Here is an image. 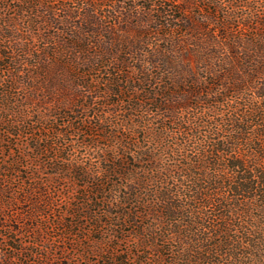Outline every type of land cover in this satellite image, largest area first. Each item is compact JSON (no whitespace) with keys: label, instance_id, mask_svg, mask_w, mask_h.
Returning <instances> with one entry per match:
<instances>
[{"label":"trees","instance_id":"trees-1","mask_svg":"<svg viewBox=\"0 0 264 264\" xmlns=\"http://www.w3.org/2000/svg\"><path fill=\"white\" fill-rule=\"evenodd\" d=\"M144 1L83 0L80 8L64 6L66 17L60 19L48 7L39 13L46 3L13 0L19 3L14 10L17 13L12 20L1 23L0 41H13L14 50H21L25 58H12L21 64L34 57L29 46L36 41L53 45L52 50H40L35 56L45 60L46 66L40 67L45 73L50 69L51 55L84 60L87 68H98V73L105 70L108 76H112V68L119 75L120 67H129L133 60L137 63L136 67H129L131 72L124 77L109 80V94L118 98L111 105L116 108L114 114L123 113L126 120L120 119L121 124L112 121L110 126L117 131L102 137L114 143L101 158L102 166L96 172L88 167L85 177L74 173L91 180L93 191L82 186L86 192L84 202L76 212H65L82 221L85 204L96 207V217L108 218L101 221L103 226L121 231L126 237L132 235L125 234L123 225L132 226L141 218L150 220L133 237L142 242L143 253L148 254L147 250L153 247L159 250L165 259L162 264H242L247 259L264 264V0H210L205 7L211 10L207 17L190 11L197 1L206 0ZM0 5L5 11L10 9L8 0H0ZM240 8L246 14L239 15ZM76 19L81 21L79 25L71 23ZM110 21L126 27L119 30L106 25ZM216 24L219 27L212 30ZM46 25L65 26L71 34L70 42L65 43L60 37L65 31L58 36L57 32L44 36ZM101 32L108 33L110 40L98 41ZM94 47L100 49V54L83 59L82 55ZM74 65L69 67L76 72ZM61 71L70 74L68 66ZM79 87L88 93L93 91L89 83ZM149 87L153 89L148 90ZM253 90L258 94L250 98L247 93ZM238 99L245 103L242 109L235 104ZM216 105L228 106V112L222 113L227 135L208 141L210 134L220 136L222 130L220 125L211 123L215 117L209 113L217 112ZM80 106L90 108L89 104ZM144 106H154L156 110L139 113ZM50 112L55 120L69 115L60 105H53ZM144 116L170 119L174 125L184 126V142L177 139L175 147H167L165 142L173 137V131L164 124V132H156L144 123H135V118ZM13 126L18 129L14 134L18 136L32 128L24 120ZM132 128L152 140L154 149L122 133L131 132ZM80 130L90 137L94 135L83 127ZM7 133L13 135L10 130ZM189 146L194 155L186 154ZM244 147L248 148L246 154ZM159 148L174 150L178 164L162 167L158 163L161 158L155 155ZM14 163L20 164L19 160ZM32 190V195L37 196V188ZM24 197L27 199L28 195ZM63 214L57 219H65ZM62 228L67 230L65 225ZM122 256L130 258L128 251H123ZM210 257L216 260L206 262ZM109 260L108 264L134 263L131 258Z\"/></svg>","mask_w":264,"mask_h":264},{"label":"rangeland","instance_id":"rangeland-1","mask_svg":"<svg viewBox=\"0 0 264 264\" xmlns=\"http://www.w3.org/2000/svg\"><path fill=\"white\" fill-rule=\"evenodd\" d=\"M82 1L35 0V3H46L44 9H39L40 14L45 12L44 10L48 7L52 9L50 13L54 11L60 19H64L66 17V12L63 10L64 6L80 8ZM140 1V3H145L144 0ZM209 1H197L190 11L207 17L211 11L205 8L209 5ZM211 1L220 3L222 0ZM8 5L10 9L6 11L3 9V5H0V33L3 28L1 23L4 20H12V17L17 13L14 11L15 7L19 3L8 0ZM246 12L242 8L238 10L239 15L246 14ZM1 13L3 14L1 15ZM80 22L78 19L71 21L75 25H79ZM111 24L119 30H121L119 27H126V25L120 26L111 23V21L106 25L111 26ZM218 27L217 24L216 26L213 25L212 30H216ZM46 28L47 30L43 33L44 36L53 32H57L58 36L59 32L65 31L66 33L60 37L65 40V43L70 42L71 34L65 26L46 25ZM0 37L2 38L1 34ZM109 37L108 33L101 32L98 41H108ZM34 45L29 46L34 57L26 58L27 61L21 64V61L12 58L14 55L21 57V59L25 58L21 50H14L13 41H0V53L2 54V56L0 55V119L5 121V123L0 124V264H108L107 262H110L109 258L111 257L125 261L131 258L133 261L130 260V262H134L132 264H143L142 261L146 256V264H162L165 259L162 258L159 250L153 247L152 250H147L148 254L146 251L143 253L142 242L135 239L137 236L133 237L136 230L140 229L143 224L145 226L150 223V220L141 218L138 219V223L132 226L123 225V229L126 230L125 234L127 236L132 235L126 237L121 231L114 232L112 227L103 226L101 221H108V218L105 216L96 217L93 211L97 208L91 207V205L85 204L86 208L83 212L85 219L82 221L68 215V213L76 212L78 205L80 206L81 202H84L83 195L86 192L82 186L85 185L90 193L93 191L92 181L86 180L84 177L88 167L96 172L102 166L101 158L104 154H108L110 151L108 149L114 145L113 141H106L102 138L105 135H110L112 131H117V129L111 128L110 123L112 121L119 122L120 119L126 120L123 118L125 114H114L116 108L111 105L118 98L109 94L112 89L109 80L116 79L121 75L124 77L126 73L131 72L129 67L134 68L137 63L132 59L133 62L129 67H120L122 73L116 75L114 68H112L110 70L112 76H108L105 74V70L98 73V68H87V63L84 60L77 61L74 58L64 57V54L51 55L50 69H47L45 73L40 68L46 66L45 60L40 61L35 56L40 50L43 53L52 50L53 45L42 40L36 41ZM99 54L100 49L94 47L83 54L82 58L98 56ZM71 64H75L73 67L77 66L76 72L75 68L69 67ZM192 65L197 69L195 62H192ZM67 66L70 71L69 75L65 71H61L62 67L67 68ZM155 73L160 74L158 71ZM81 74L85 76L83 79L77 76ZM198 75L205 76L201 73ZM209 79L211 80V78ZM211 82L214 81L211 80ZM86 83L92 85L93 91L91 93H88L86 88L79 87V85ZM152 89L151 87L148 88V90ZM256 94H258L256 90L247 93L250 98ZM220 97L218 96V100ZM229 98L232 99V97ZM125 100L129 101L126 98ZM210 101H214V99ZM237 101L235 104L242 109L245 104L244 101L242 99ZM82 104H89L90 108H82L80 106ZM53 105L65 107L69 111L68 117L65 119L58 118V121L53 119L50 112ZM236 105L231 106L236 108ZM120 109L123 110V108ZM147 110L155 111L156 108L144 106L140 108L139 113ZM216 110V113H209L215 117L211 123L220 125L222 130L220 136L214 133L210 134L208 141H216V139L227 135V129L223 123L225 117L222 116V113L223 110L228 112V106L216 105ZM22 114L23 116H21ZM21 120L30 122L32 128L25 131L27 134L22 136L14 135L18 129L13 124ZM37 121L40 123H35ZM134 121L135 123L138 121L142 125L144 123L148 129L154 128L157 130L156 132H164L161 128L162 124L167 125L173 131V137L165 142L167 147H175L177 139L184 142V130L186 129L184 126L174 125L170 119L144 116L143 119L135 118ZM65 122L70 123V126ZM128 123L131 124L132 122ZM125 124L123 122V125ZM80 127L90 131L91 134L94 133V135L92 137L86 135L80 130ZM134 129L132 128L131 132L122 130V133L133 137L142 146L150 145L154 149L153 141L145 138L144 134H140L141 130ZM9 130L13 135L7 133ZM204 130L209 132L206 128ZM134 133L138 136L134 137ZM243 143L247 145L246 142ZM43 147H49L50 150L45 152L42 150ZM190 147L187 148L186 154L194 155L192 154L194 151ZM242 150L246 154L248 148L244 147ZM208 154L211 155V152ZM155 155L161 158L158 163L162 167L170 166L171 168L178 164L179 158L177 155L175 156V151L171 148H159ZM15 160H19L20 164H15ZM75 172H80L85 176L77 177ZM94 179L95 174L92 175V180ZM27 183L29 184L27 185ZM33 187L37 188V196L32 195ZM26 195H28L27 199L24 197ZM255 213L257 214V212ZM62 214L66 215L65 219L58 220L57 218ZM71 223H73L72 227ZM62 225H65L67 230H64ZM123 251H128L130 258H123ZM216 258L220 260L218 256ZM216 258H206V262L216 260ZM248 262L256 264L250 259L243 260L242 264Z\"/></svg>","mask_w":264,"mask_h":264}]
</instances>
